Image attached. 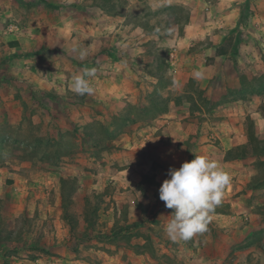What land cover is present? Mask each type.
<instances>
[{
    "label": "crops",
    "instance_id": "crops-1",
    "mask_svg": "<svg viewBox=\"0 0 264 264\" xmlns=\"http://www.w3.org/2000/svg\"><path fill=\"white\" fill-rule=\"evenodd\" d=\"M0 1L5 2H0V145L4 138L23 135L31 126V135L41 136L45 144L56 141L60 146L55 150L81 149L72 158L61 154L43 157L38 150L31 157L30 134L29 139L21 140V150L15 152L11 141L5 145L12 155L0 159V169L12 180V191L27 201L22 211H34L47 219L57 228L58 238L55 250L47 247L52 251L11 255L6 257L9 263L163 264L160 257L165 254V264H264V173L260 163L264 158L225 159L227 150L248 142L247 117L258 124L256 134L264 139V89L243 84L245 77L264 74V60L255 57L257 40L248 36V31L261 33L264 28V0H253L249 6L255 10L251 18L259 26L249 28L243 41L235 39L225 55H218L217 49L227 37L201 26L199 0H117L116 13L109 12L102 0H37L38 6H56H50L53 12L46 8L47 13L36 17L27 4ZM173 6L189 8L183 27V19L177 16L169 27L164 25L163 18H171L167 10ZM248 12L233 6L225 13L227 22L221 19L219 26L240 30L239 20ZM203 38L210 44L190 51ZM79 49H88L84 60L79 58ZM157 50H168V60L153 56L151 52ZM198 60L213 76L203 72V78L194 79V72L200 70ZM165 66L169 69L164 70ZM91 68L96 69L91 78L94 93L71 91L72 78ZM166 70L179 92L157 96L152 88L162 81ZM189 81L208 88L211 106L198 104L194 94L180 93ZM100 119L108 131L102 137L93 128ZM196 154L216 161L229 173L231 182L211 213L207 231L188 241H173L165 233V224L174 210L165 207L159 189L170 168H179ZM12 160L18 162L10 165L12 169L2 167ZM56 161L61 166L42 171L39 180L45 186L39 182L43 190L31 195L28 190L33 186H28L26 167L39 162L50 166ZM68 177L77 178L73 198L81 212L90 193L103 192L109 185L117 187L110 210L119 217L125 206L123 223L131 230L123 235L135 233L132 238L137 240L121 241L110 248L103 238H83L78 246L64 217L61 178ZM46 192L43 203L35 201ZM30 195L36 196L29 200ZM78 219L83 221L82 216ZM50 237L45 227L41 238ZM145 238L161 248L157 257L136 249ZM84 245L89 252L82 255Z\"/></svg>",
    "mask_w": 264,
    "mask_h": 264
},
{
    "label": "rangeland",
    "instance_id": "rangeland-1",
    "mask_svg": "<svg viewBox=\"0 0 264 264\" xmlns=\"http://www.w3.org/2000/svg\"><path fill=\"white\" fill-rule=\"evenodd\" d=\"M12 1H14L17 4L20 3V5L27 4L30 8H34L33 17H36V15H39V14L47 13L48 11L53 12L51 7L56 6L53 3L52 4L46 3V4H42L41 6H38V4H35L37 3V0H12ZM243 1L244 2H240V3L234 2V5H233V0H199V6L201 7L199 20L201 22V26L210 28L207 30L216 31L219 33V35H223L225 33V36L229 37L230 38L229 40H231L232 42H234L235 39L237 38L239 41L240 40L243 41L244 39L247 38V37H244L243 35L245 34L247 30H249V28H252L254 24L259 26V23L254 21L251 18V12H254L255 10L250 9L249 6L251 5V3H253V0H243ZM0 2L3 5L5 4V2L3 1H0ZM116 4L118 6L117 0H116ZM233 6H239L241 7V10L245 9L249 11L247 14V17L241 16L239 20L240 30L238 29L236 30V28L235 29H225V27H220L219 26L220 24L218 23V21L221 19L223 20V23L227 22V19L224 18L225 13L228 12L229 10H233ZM46 8L49 10L46 11L45 10ZM185 8H181L179 6H173L169 8L167 12L171 18H163L164 25L169 27L170 22L173 23V21H175V16H177V18L183 19L180 22L181 27H183L185 20L187 18V15L189 13V8L188 9L187 7ZM169 10L172 11L173 13H170ZM262 25L264 26V21L262 22ZM241 28H245V30H241ZM248 36H252L253 38L255 37L257 40L255 43L256 45L255 57L262 58L264 60V28L261 30V33H254V32L248 31ZM250 40L254 42L252 38ZM209 44H210V41L208 38L196 40L195 45L192 47L190 51H192L193 49H199L200 47H202V45H209ZM151 53L153 54V56L155 55L157 58L161 60H165V61L168 60V57H167L168 50L166 51L157 50L155 52L152 51ZM209 61L210 59L207 60V63ZM197 67L198 69L205 72V74L207 73L209 76H213V72L206 71V69L204 68L203 61L198 60ZM165 68L169 69L166 66L163 67L164 70ZM166 71L167 73L165 74L162 73L163 75L162 81L157 83L156 86L152 88L153 93H156L157 96H163V93L165 92H172V91L175 93L179 92V90L175 88V83H174L175 81L174 80L171 81L170 79L171 75H169L170 77L169 76L167 77L166 74H169V72L168 70ZM211 78H212L211 81L212 80L216 81L215 77H211ZM258 84L259 85H257L255 90L260 91L264 89V79H262ZM168 87H172V88H168ZM207 90L208 88H205L201 83L189 81L187 85L182 87L180 93L186 92L185 95L187 96H193L194 94L196 95V98L199 100L198 104H201L204 107H209L212 105L213 100L212 99L209 100L207 98V95H206ZM147 91H149V88L147 89ZM232 96H233V93H232ZM239 96L246 97V98L250 97V95H246L245 93H240ZM198 104L195 102L196 106H199ZM161 106L162 107L165 106L164 101L161 102ZM153 112L151 114L152 117L154 115ZM245 124H246L247 129H249V127L250 128L253 127L254 130L257 129V125H258V124H255V122L249 117H247ZM106 127H107V124L104 123L102 119L97 120L93 123V128L100 137L108 134V131L105 129ZM113 127L115 129V125H113ZM119 127L120 126H118L117 124V128L115 129V132L118 131L117 135L120 134ZM28 131L29 130H26L25 133L27 134ZM256 132L257 131H255V133ZM34 138H35L34 135H33V138L31 136L30 141L34 142L33 140ZM47 138L49 139V137ZM40 145L42 146L41 148H44L45 146L44 141L43 143H40ZM59 146L60 145H58V143L54 141L50 145V147L45 146V148L42 150L43 153H41L43 155L41 156L43 157L52 156L53 158L57 153L58 155L61 154L63 151H65V147H63L62 149H58L57 150L58 152H56V150H52L53 148L57 149ZM59 150H61V153H59ZM80 150L81 149H79V147L76 146L73 148V151H70L68 155H65V156H70L72 158L73 157L72 155L73 154L77 155L80 152ZM102 151L103 150H100L98 152H102ZM91 152H94V151H91ZM3 154L7 155L6 157L4 156L2 157L5 160L9 156L11 157L12 155L11 150H5V153ZM33 154L35 155L36 152L31 150L30 152L31 157H33L32 156ZM260 156L264 158V154ZM56 157L58 156L56 155ZM57 159L58 158H56V160ZM58 160L61 161L60 158ZM13 163L18 164V162L12 160L10 164H5L2 167L8 166V167H11L12 169V166L10 165H12ZM42 163L39 162V163L30 165V167H26V170H29V176H30L28 186L30 185L33 186V188L28 190L29 192L32 193L31 195H33L34 192L39 193L41 190H43L40 187H38L39 182L43 186H45L44 183H42L39 180L40 178L39 175L42 174V171H54L55 168L53 167L61 166V164H58L57 161L55 162L54 165H50V166L43 165ZM261 167L264 170V165H262ZM4 172L5 171H2V169H0V191H1L0 192V215L3 216L0 219V236H2V238H0V264H13V263H9V259L6 260V257L11 256V255L20 257L21 256L20 253H24V254L27 253L31 256L32 255L35 256L39 252H43V251L51 252L52 250H55L54 245L58 240V238L56 237L57 228L54 225H51V222L49 224L47 219H43L42 217L37 216V214L34 215V211H31L29 213H27L26 211L24 212L22 211L23 205L27 201L23 202V198L21 194L19 192L12 191L11 189L12 180L7 178ZM45 190H49V189L45 188ZM117 190L118 189L115 186H112V185L107 186L106 195L102 198V201H100L98 198H95L93 193H90L89 197L91 199V202L89 204L88 209L85 210V212L84 210L82 212L78 211L76 202L74 203L73 206H70L68 208V213L75 214L77 218L78 216L80 217L82 216V219H84L86 214L88 216V223L87 222L85 223L84 221H82V222L76 223V226L72 228L75 234L74 236L75 238H77L76 243L78 244V246L82 244L81 239L83 238L88 239V240L95 239V238H103L104 240L102 241L107 242V244L110 245V248L114 245H117L121 241H126L128 243V242H131L132 239L134 241L137 240V238H132L135 233H131L130 236L127 234L123 235L121 229H119L121 226L124 227L126 225L125 223H123L125 221L124 220L125 215L123 213L124 211L122 210V214L118 217L115 214L116 212H114L113 210H110V207L112 206L111 203L113 201L110 198H112L113 194L117 192ZM35 196L36 195H34L33 197ZM46 196H47V192L45 193V195L43 194V195L38 196L35 199V201L38 200L39 203H43L44 198ZM50 196L52 197V195ZM33 197L32 196L29 197V200L32 199ZM96 202H98V206H99L97 211L94 210L96 208L95 207ZM13 205L15 206L13 207ZM5 206H8V207L6 208ZM4 207H5V210L1 211V209H4ZM27 207H28V204H27ZM16 208H19V211H17ZM123 209H125V206L123 207ZM113 212L115 214L116 221L113 223V226H112L111 223L113 222V216H112ZM43 220L45 222L44 226H43ZM92 222H94V226L88 227V224ZM45 227H48V231L51 234L50 238H46V239L41 238V234H43ZM37 236H39L40 238H38ZM128 236L130 238H127ZM47 247L51 248L52 250L48 249ZM80 251H81V254L84 255L89 252V249H87V245H84V247L80 249ZM181 253L183 254V251ZM160 258L163 264H165V262L168 260L166 256H162ZM12 261H15V259L12 258ZM227 264H230V263H227Z\"/></svg>",
    "mask_w": 264,
    "mask_h": 264
},
{
    "label": "clouds",
    "instance_id": "clouds-1",
    "mask_svg": "<svg viewBox=\"0 0 264 264\" xmlns=\"http://www.w3.org/2000/svg\"><path fill=\"white\" fill-rule=\"evenodd\" d=\"M87 55L88 49H79L81 60ZM95 73L96 69L91 68L75 75L70 84L71 91L78 95H92L95 89L91 78ZM203 75L202 70L193 74L197 80ZM230 182L229 173L206 155L196 154L193 160L183 162L179 168H170L168 178L159 189V197L165 202V207L174 210L165 224L167 236L173 241H188L207 231L211 213L221 204L224 190Z\"/></svg>",
    "mask_w": 264,
    "mask_h": 264
},
{
    "label": "trees",
    "instance_id": "trees-1",
    "mask_svg": "<svg viewBox=\"0 0 264 264\" xmlns=\"http://www.w3.org/2000/svg\"><path fill=\"white\" fill-rule=\"evenodd\" d=\"M102 1L104 2V5L108 8L109 12H111V13L113 12L114 13L115 11H119L116 8L117 7L116 0H102ZM229 39L230 38L227 37L223 41V43L219 46V48L217 49V54L218 55H225V54H227L229 52V49H230L231 45L233 44V42L231 40H229ZM262 79H264V74L262 76H259V77H257V76H251L250 78L249 77H245V78H243V82H244L243 84L249 85V88L253 87V86H254V88H256L257 85H259L258 83ZM26 130H29L27 134L25 133ZM32 131H33V127L29 126V128L25 129V132L23 133V135H21L19 133H14L13 137H12V135H10V139L4 138L1 141V145H0V159L3 156L4 157L7 156V155L3 154V153H5V150H8L5 147L7 142L11 141V142L14 143V148L13 149L15 150V152L18 151V150H21V148H22L21 143H20L21 140L23 138L24 139H27V138L29 139V134H30V137L32 136L31 134H33ZM248 134H249V140H248V142L246 144L237 145V146L232 147L231 149L227 150L226 155H225V159L226 160H233V159H236V158L245 157L247 155L260 156V155L264 154V139L260 138L255 133V130H254L253 127H251V128L249 127ZM32 138H33V136H32ZM33 140H34L33 149L30 148V150H33L35 152L38 150L41 153H43L42 150L45 148V146L46 147L47 146L50 147V145L54 142L53 141L52 143H49V141L47 140L44 148H41L42 146L40 145V143H43L42 137L38 136V135H35V138ZM52 150H55V149L53 148ZM70 151H73V148L70 147V146H67V147H65V151H63L61 153V150H59V153H61V155H63V154L64 155H68V153ZM56 152H58V151L56 150ZM3 159L4 158H2V160ZM260 163H261V165H264V160L261 161ZM263 173H264V170H263ZM76 185H77V178H71V177L61 178V187H62V193H63V207L65 209L64 217L69 221V223L71 224L72 228L74 226H76V223L80 222L75 214H73V213L69 214L68 213V208L70 206H73L74 203H75L73 196H74V191H75ZM93 195H94L95 198H98L100 201H102V198L106 195V189L103 192H94ZM90 202H91V199H90L89 196H87L85 198L84 212H85V210L88 209ZM95 207L96 208L94 210L97 211L98 208H99L98 202H96ZM123 211H124L123 212L124 214H127L126 208L123 209ZM83 221L85 223L86 222L88 223L87 214H86L85 218L83 219ZM90 226L91 227L94 226V222L88 224V227H90ZM119 229H121L122 233H128L131 230V227L124 226V227H120ZM135 247H136V249L139 252H142V253L148 252L151 255H153L154 257H157L158 256L157 253L161 251V248L159 246H157V244L151 238H145V242L143 244L136 245ZM162 255L164 256L165 254H162Z\"/></svg>",
    "mask_w": 264,
    "mask_h": 264
}]
</instances>
